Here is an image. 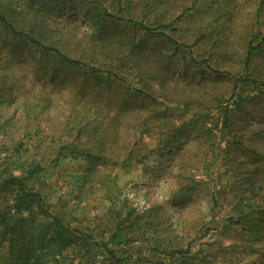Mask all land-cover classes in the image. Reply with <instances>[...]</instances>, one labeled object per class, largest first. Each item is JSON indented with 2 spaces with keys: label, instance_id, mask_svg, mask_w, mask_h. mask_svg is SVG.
<instances>
[{
  "label": "rangeland",
  "instance_id": "374dc122",
  "mask_svg": "<svg viewBox=\"0 0 264 264\" xmlns=\"http://www.w3.org/2000/svg\"><path fill=\"white\" fill-rule=\"evenodd\" d=\"M28 1L31 0H20L24 8L22 16L36 25L40 34L33 35L69 56L77 57L76 51L67 45L73 34L82 37L97 34L96 27L100 25L105 28L86 19V11L91 12L90 18L95 22L105 9L110 15L108 20L116 27L122 25L118 18L142 20L152 31L167 33L190 48L181 47L182 54L166 60L172 47L162 40L144 39L143 31L135 28V45L156 49L168 68L167 74H186L187 79L204 81L208 71L200 61L220 51L224 57H213L208 65L236 79L249 76L256 80L255 85L251 82L236 85L240 98L235 96L228 103L235 114L231 128H223L221 132L220 127L212 129L207 142L203 138L204 129L210 125L192 124L188 111L181 106L160 102L163 105L156 106L169 114L173 125L170 131L162 132L170 144L157 151L160 145L157 147L155 138L160 135L147 139L143 136L141 146L134 148L136 154L147 155L139 165H134L132 157L124 163H120L122 159L102 157L92 141H86L85 146V153H92L89 158H74L67 150L56 160L51 154L41 162L43 169L31 180L40 189L45 207L48 205L69 227L104 238L120 223L117 234L120 240L111 247L118 257L132 258L131 264L156 261L171 264L176 260V256L169 258L154 252L156 248L182 250L187 256L186 264H264V49L256 55L254 65L248 66L242 47L246 32L256 25L264 31V0H198L206 5V12L189 18L191 10H187L188 14L181 11L183 7L188 9L193 0L156 3L157 11L148 6L150 0H92L85 5L78 0H34L35 14L27 10ZM258 7L262 8V25L254 21ZM74 11L80 14L74 16ZM73 17L75 27L69 25ZM203 18L211 22L209 28L214 33L226 34L229 47H221L220 43L212 46L210 37L195 44L197 38L192 30ZM169 21H172L169 28L158 27ZM121 31L128 42L133 30ZM6 40L12 41L10 37ZM101 63L87 64L103 70L111 66ZM33 65L32 56L28 55L18 67L21 73L30 76ZM25 76L22 80L27 82L29 77ZM124 78L126 87H137L132 72ZM16 101L12 96L0 103V125L5 118L10 119L0 130V164L16 159V145L26 148L36 142L32 124L41 135H47L41 141L47 147L66 145L73 140L75 129L63 130L67 111H46L36 119L32 116L24 120V116H18ZM23 124L27 127L22 129ZM142 146L145 149H140ZM43 153L47 155L48 151ZM9 169L20 175L14 170L16 165ZM13 193L9 188L0 189V205L8 203ZM251 209L255 214L239 222ZM0 252H5V248Z\"/></svg>",
  "mask_w": 264,
  "mask_h": 264
},
{
  "label": "trees",
  "instance_id": "16d2710c",
  "mask_svg": "<svg viewBox=\"0 0 264 264\" xmlns=\"http://www.w3.org/2000/svg\"><path fill=\"white\" fill-rule=\"evenodd\" d=\"M78 1L81 5L93 2ZM166 1L150 0L148 6L157 11L156 3L165 4ZM19 2L0 0V103L13 96L17 99L18 116H24V120H30L32 116L36 119L46 111H67L62 123L63 130L70 132L75 129V133L73 140L67 141L66 145L47 147L42 145L47 135H41L37 126L32 124L37 135L36 142L27 144L26 148L16 145V159L0 164V189L14 191L12 199L0 205V251L5 248V252H0V264H131L132 258L118 257L111 247V244L120 240L117 235L120 223L104 238V235L69 227L59 215L50 211L48 205L45 207L40 189L31 181L43 169L44 160L51 154L56 160L63 150H67L74 158L92 157L90 151L85 153L86 144L92 141L102 157L122 159L120 163L132 157L134 165H139L147 155L136 154L134 148L141 146L143 136L147 139L160 135L159 139L155 138L157 147L160 145L157 151H163L170 144V139H165L166 135L162 133L173 128L170 116L156 106L161 107L163 104L181 106L188 111L192 124L210 125L204 129L203 138L207 142L212 129L220 127L221 132L223 128H231L235 114L228 103L235 96L240 98L236 93V85L241 82L255 85L256 80L249 76L236 79L226 71L208 65L209 59L224 57L220 51L200 61L208 71L204 81L187 79L186 74H167L168 68L164 67L156 49L135 45V28L143 31L144 39L162 40L172 47L166 60L182 54L181 47L190 48L185 43H178L167 33L152 31L142 20L118 18L122 25L116 27L114 22L108 20L110 15L105 9L97 15L99 17L95 22L90 18L91 12L86 11V19L89 18L95 25L99 22L105 28L100 25L96 27L97 34L82 37L73 34V39L67 45L76 51L77 57L74 54L69 56L60 48L46 45L33 35L40 33H37L35 24L22 16L24 8L22 0ZM33 3L34 0L28 1L26 8L35 14L37 7ZM187 10H191L187 18L200 16L206 12V5L193 0L188 9L182 8L181 13L185 14ZM74 12V16L80 14L79 11ZM261 13L262 8L258 7L255 24L262 25ZM75 20L73 17L69 25L75 27ZM210 24L208 19L203 18L194 25L195 44L203 43L210 37L212 46L220 43L221 47H229L226 34L220 36V33H214L209 28ZM170 25L172 21L158 27L165 29ZM123 28L133 30L128 42L123 38ZM7 37L12 41L6 40ZM15 44L21 47L17 48ZM242 47L245 50V62L253 66L258 59L256 55L264 49V31L256 25L246 32ZM31 49L33 52H30ZM28 55L32 56L34 65L26 82L22 80L25 75L18 66ZM96 62L101 65V62H107L111 66L103 70L87 64ZM245 70L246 67H243L242 72ZM130 72L135 77L136 88L125 86L124 75ZM160 102L163 104L160 105ZM9 122L10 119L5 118L0 130ZM26 125L23 124L21 128ZM140 149H145V146ZM45 150L48 151L47 155L43 153ZM11 165H16L14 170L20 173L19 176L9 169ZM187 195L190 197V194ZM253 214L255 212L251 209L240 217L239 222ZM153 251L169 258L176 256L171 264L187 263V256L180 249L156 248ZM137 261L135 258L134 262ZM155 264L165 263L156 261Z\"/></svg>",
  "mask_w": 264,
  "mask_h": 264
}]
</instances>
